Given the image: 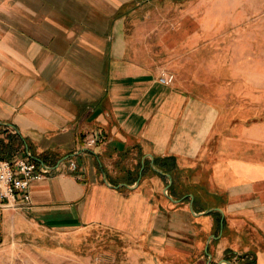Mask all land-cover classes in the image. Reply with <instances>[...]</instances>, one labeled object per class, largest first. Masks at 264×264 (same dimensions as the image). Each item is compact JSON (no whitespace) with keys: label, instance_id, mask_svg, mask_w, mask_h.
<instances>
[{"label":"crops","instance_id":"0c3cea01","mask_svg":"<svg viewBox=\"0 0 264 264\" xmlns=\"http://www.w3.org/2000/svg\"><path fill=\"white\" fill-rule=\"evenodd\" d=\"M134 1L0 0V138L20 135L49 170L30 205L0 209V235L100 226L194 243L218 224L209 263L218 240L234 255L219 264H264V114L228 119L178 81L161 83L159 68L126 61L140 54L116 15ZM183 184L220 201L180 198Z\"/></svg>","mask_w":264,"mask_h":264},{"label":"rangeland","instance_id":"374dc122","mask_svg":"<svg viewBox=\"0 0 264 264\" xmlns=\"http://www.w3.org/2000/svg\"><path fill=\"white\" fill-rule=\"evenodd\" d=\"M120 12L119 34L140 54L135 58L132 52L126 61L140 60L174 75L167 86L178 81L195 98L217 103L228 119L234 120L236 108L243 119L252 107L264 114V0H139ZM21 152L26 153L25 145ZM182 186L180 198L196 195L206 208L220 201L204 186ZM188 200L176 207L188 208ZM160 234L131 239L100 226L36 227L0 235V264H219L234 258L219 254L216 240L210 243L209 263L205 246L209 236H219L218 224L210 235L198 230L194 243L171 244L167 232ZM162 235L164 241L158 240Z\"/></svg>","mask_w":264,"mask_h":264},{"label":"built area","instance_id":"2783aa9c","mask_svg":"<svg viewBox=\"0 0 264 264\" xmlns=\"http://www.w3.org/2000/svg\"><path fill=\"white\" fill-rule=\"evenodd\" d=\"M174 75H163L160 82L171 84ZM95 136L88 141L89 147L97 145ZM76 170V164H70ZM49 173L47 167L40 165L31 153H23L14 160L0 159V209H19L31 204V187Z\"/></svg>","mask_w":264,"mask_h":264},{"label":"trees","instance_id":"16d2710c","mask_svg":"<svg viewBox=\"0 0 264 264\" xmlns=\"http://www.w3.org/2000/svg\"><path fill=\"white\" fill-rule=\"evenodd\" d=\"M25 142L20 135L11 137L8 143L5 139L0 138V159L14 160L20 157L23 154L21 148L25 145Z\"/></svg>","mask_w":264,"mask_h":264},{"label":"water","instance_id":"95a60500","mask_svg":"<svg viewBox=\"0 0 264 264\" xmlns=\"http://www.w3.org/2000/svg\"><path fill=\"white\" fill-rule=\"evenodd\" d=\"M16 130H17V132H19L18 129H16ZM168 176H169V175H168ZM192 212L196 215V213L194 212L193 206H192Z\"/></svg>","mask_w":264,"mask_h":264}]
</instances>
